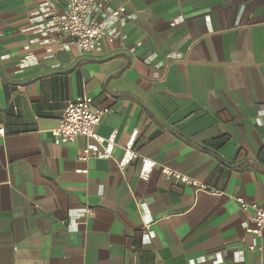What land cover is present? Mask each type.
<instances>
[{"label": "crops", "instance_id": "1", "mask_svg": "<svg viewBox=\"0 0 264 264\" xmlns=\"http://www.w3.org/2000/svg\"><path fill=\"white\" fill-rule=\"evenodd\" d=\"M99 1L125 19L80 51L50 23L65 0H0V264H264L236 201L264 209V0ZM79 96L111 110L96 128L109 158L53 142Z\"/></svg>", "mask_w": 264, "mask_h": 264}, {"label": "built area", "instance_id": "2", "mask_svg": "<svg viewBox=\"0 0 264 264\" xmlns=\"http://www.w3.org/2000/svg\"><path fill=\"white\" fill-rule=\"evenodd\" d=\"M125 6L116 8L107 7L99 0H65V9L61 13L51 12L50 23L58 35L67 37L70 45H75L80 51H98L102 42L107 40L112 43L116 37L119 25L126 15ZM111 112L108 108H94L93 100L89 96H79L69 101L63 110L58 126L51 131L55 145L73 142L78 137L93 140L79 157L86 161L90 156L98 159L109 158L114 147V135L102 138L96 134L101 117ZM4 134V128L0 127V135ZM138 158L137 152L130 141L125 146V155L119 162L123 167L130 161ZM155 163L149 159H141L139 176L147 180ZM161 172L168 178H173L179 183L189 185L196 191L216 193L214 188L201 183L177 171L163 167ZM243 210H250L252 214L245 229L248 233L260 237L264 233V209L254 203H248L242 198H237ZM78 214L90 216L88 209H81ZM254 250L255 247H250Z\"/></svg>", "mask_w": 264, "mask_h": 264}, {"label": "water", "instance_id": "3", "mask_svg": "<svg viewBox=\"0 0 264 264\" xmlns=\"http://www.w3.org/2000/svg\"><path fill=\"white\" fill-rule=\"evenodd\" d=\"M56 57L60 62H68L69 61V55L66 50H59L56 53ZM67 72V71H66Z\"/></svg>", "mask_w": 264, "mask_h": 264}, {"label": "trees", "instance_id": "4", "mask_svg": "<svg viewBox=\"0 0 264 264\" xmlns=\"http://www.w3.org/2000/svg\"><path fill=\"white\" fill-rule=\"evenodd\" d=\"M220 143H222V141Z\"/></svg>", "mask_w": 264, "mask_h": 264}]
</instances>
